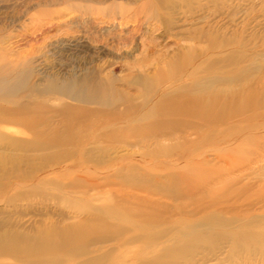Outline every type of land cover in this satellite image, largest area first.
Returning a JSON list of instances; mask_svg holds the SVG:
<instances>
[{
  "label": "rangeland",
  "instance_id": "rangeland-1",
  "mask_svg": "<svg viewBox=\"0 0 264 264\" xmlns=\"http://www.w3.org/2000/svg\"><path fill=\"white\" fill-rule=\"evenodd\" d=\"M0 108V264H264V0H0Z\"/></svg>",
  "mask_w": 264,
  "mask_h": 264
},
{
  "label": "bare ground",
  "instance_id": "bare-ground-1",
  "mask_svg": "<svg viewBox=\"0 0 264 264\" xmlns=\"http://www.w3.org/2000/svg\"><path fill=\"white\" fill-rule=\"evenodd\" d=\"M191 97H192V96H191ZM191 97L189 98V100L191 99ZM198 97H199V96H197V98H198ZM192 98H193V97H192ZM194 98H195V96H194ZM200 98H201V97H200ZM244 98H245V97H244ZM244 98H242V100H243ZM247 98H248V96H247ZM209 99H210V98H209ZM245 99H246V98H245ZM245 99H244V100H245ZM185 100H186V99H185ZM187 100H188V98H187ZM191 100H192V99H191ZM194 100L196 101V98H195ZM227 100H228V99H227ZM250 100H251V99H250ZM183 101H184V100H183ZM195 101H194V103L192 102V103L194 104V108L197 107ZM197 101H199V98L197 99ZM247 101H249V100H247ZM247 101H246V102H247ZM189 102H191V101H189ZM225 102H226V101H225ZM186 103H187V102H186ZM186 103H185V101H184V104H186ZM205 103H207V100H206ZM250 103H251V101H250ZM193 104H192V106H193ZM197 104H198V103H197ZM212 104H213V103H212ZM212 104H211V106H212ZM221 104H222V103H221ZM221 104H220V106H222ZM235 104H236V102H235ZM235 104H234V106H235ZM242 104H243V103H242ZM188 105L191 106L189 103H188ZM205 105H207V104H205ZM236 105H237V104H236ZM183 106H184V105H183ZM195 106H196V107H195ZM237 106H238V105H237ZM240 106H241V105H240ZM247 106H248V104H247ZM18 107H19V106H18ZM181 107H182V106H181ZM238 107H239V106H238ZM241 107H242V106H241ZM184 108H185V106H184ZM189 108H190V107H189ZM206 108H208V107H206ZM209 108H210V107H209ZM209 108H208V109H209ZM224 108H226V106H225ZM245 108H246V106H245ZM21 109H22V106H21L20 110H21ZM162 109H163V108H162ZM178 109H179V108H178ZM178 109H177V110H178ZM208 109H207V110H208ZM234 109H237V108H234ZM239 109L241 110V108H238V110H239ZM0 110H1V108H0ZM2 110H3V109H2ZM2 110H1V111H2ZM6 110H7V109H5V111H6ZM18 110H19V109H18ZM18 110H17V111H18ZM167 110H168V109H167ZM169 110H170V109H169ZM172 110H173V109H172ZM175 110H176V109H175ZM177 110H176V111H177ZM192 110H193V109H192ZM192 110H191V112H192ZM195 110H196V109H195ZM195 110H194V112H195ZM203 110H204V109H203ZM226 110H227V109H226ZM1 111H0V112H1ZM5 111L3 110L2 112L4 113ZM10 111H11V110H10ZM13 111H14V112H17V111L14 110V109H13L11 112H13ZM178 111H179V110H178ZM180 111H181V109H180ZM205 111H206V110H205ZM228 111H229V110H228ZM6 112H8V111H6ZM181 112H183V111H181ZM189 112H190V111H189ZM189 112H188V113H189ZM206 112H207V111H206ZM9 113H10V112H9ZM188 113H186V114H188ZM218 113H220V112H218ZM231 113H232V112H231ZM4 114H5V113H4ZM4 114H3V116H0V121H2V120L4 121L5 118H7V117H11L10 114H9V116H7L8 113H7V115H6V114L4 115ZM11 114H13V113H11ZM14 114H15V113H14ZM16 114H17V113H16ZM16 114H15V115H16ZM177 114H178V113H177ZM183 114H184V113H183ZM197 114H200V113L197 112ZM224 114H225V113H224ZM1 115H2V114H1ZM19 115H20V114H19ZM19 115L17 114V115L15 116L17 120H18V118H19ZM188 115H191V114L189 113ZM192 115H194L193 112H192ZM204 115H205V114H204ZM204 115H202V116H204ZM226 115H227V114H225V116H226ZM4 116H6L4 119L1 118V117H4ZM17 116H18V118H17ZM194 116H195V115H194ZM198 116H200V115H198ZM208 116H209V115H208ZM216 116H217V115H216ZM221 116H222V118L219 119V120H222V119H223V115H221ZM227 116H228V115H227ZM15 117H14V118H15ZM213 117H214V115H213ZM11 118H12V117H11ZM20 118H21V116H20ZM224 118H225V117H224ZM12 119H13V118H12ZM206 119H207V118H206ZM213 119H214V118H213ZM7 120L9 121L10 119L8 118V119H6V121H7ZM208 120H209V119H208ZM8 121H7V122H8ZM12 121L15 122V120H12ZM17 122H18V121H17ZM20 122H21V121L19 120L18 124H19ZM30 122H31V121H30ZM208 122L211 123L210 121H208ZM20 124H21V123H20ZM25 124H26V123H25ZM26 125H27V124H26ZM26 125H25V128H28L29 126L26 127ZM30 125H31V124H30ZM34 125H35V123H34ZM23 126H24V125H23ZM32 127H33V126H32ZM32 127H30V129H34V127H33V128H32ZM30 129H28V132H30V131H29ZM35 130H36V129H34L33 131H35ZM32 133H34V132H32ZM36 133H37V132H36ZM41 134H42V132H41ZM43 134H44V133H43ZM43 134L40 135V136H43ZM0 135H1V133H0ZM36 135H37V134H36ZM36 135H35V136H36ZM1 136H2V135H1ZM1 136H0V137H1ZM1 138H2V137H1ZM44 138H45V137H44ZM44 138H43V139H44ZM52 138L54 139V137H51V139H52ZM48 139H49V138H48ZM48 139H47V140H48ZM58 139H59V138H58ZM61 139H62V138H61ZM61 139H60V140H61ZM0 140H1V139H0ZM55 140H56V139H55ZM55 140H54V142H56V141H57V142H60V141H58V140H56V141H55ZM44 141H45V140H44ZM15 142L18 143L17 140H15ZM19 142H20V141H19ZM45 142H48V141H45ZM49 142L51 143V140H49ZM49 142H48V143H49ZM10 143H14V142H12V140H11ZM10 143H9V144H10ZM22 143H23V142H22ZM34 143H35V142H34ZM43 143H44V142H41V143H38V144L36 143V144L39 145V148H41V146H44V145L47 144V143H46V144L42 145ZM50 143H49V144H50ZM52 143H53V140H52ZM32 144H33V142H32ZM40 145H41V146H40ZM26 146H28L27 143H26ZM29 147H30V144H29ZM32 147H34V144H33ZM36 147H37V146H35V148H36ZM45 147H46V146H45ZM37 149H38V148H37ZM42 149H43V148H42ZM42 149H41V150H42ZM77 229H78V228H76L75 230H77ZM84 230H85V229H84ZM86 230H87V228H86ZM46 231H47V230H45V232H46ZM48 231H49V230H48ZM48 231H47V232H48ZM64 231H65V230H64ZM45 232H43V234H44ZM49 232H50V231H49ZM49 232H48V233H49ZM70 232H71V230H70ZM79 232H81V229H80ZM79 232L77 231V233H79ZM64 233H65V232H64ZM64 233H63V236H65ZM72 233H73V232H72ZM81 234H82V233H81ZM81 234H80V235H81ZM71 235L73 236V234H71ZM80 235H77L76 239H77L78 236H80ZM83 235H84V234H83ZM39 236H41V235L39 234ZM42 236H44L43 238L41 237L42 240H43V239H45L46 236H48V235H46V236H45V235H42ZM52 236H53V235H52ZM66 236H67V235H66ZM68 236H69V235H68ZM72 236H71V237H72ZM10 237H11V236H10ZM60 237H62V235H61ZM5 238H6V237H4L3 240H4ZM12 238H13V237H12ZM14 238H15V236H14ZM41 238H39V239H41ZM65 238H66V237H65ZM68 238H69V237H68ZM68 238H67V239H68ZM79 238H80V237H79ZM6 239H7V238H6ZM8 239H9V238H8ZM49 239H52V238H49ZM59 239H60V238H59ZM46 240H47V239H45L43 242H46ZM52 240H53V239H52ZM55 240H56V239H55ZM60 240H62V239H60ZM60 240H59V241H60ZM70 240H72V239L70 238ZM70 240H69V241H70ZM73 240H74V239H73ZM77 240H78V239H77ZM7 241H8V240H7ZM38 241H39V240H38ZM56 241H57V240H56ZM56 241H55V242H56ZM65 241H66V240H64L63 243H64ZM5 242H6V240H5ZM8 242H9V241H8ZM8 242H7V244H8ZM39 242H40V244H41L42 241H39ZM50 242H52V241L50 240ZM67 242H68V241H67ZM15 243H16V242H15ZM46 243H47V242H46ZM53 243H54V242H53ZM63 243H60V244H63ZM65 243H66V242H65ZM65 243H64V244H65ZM69 243H70V242H69ZM75 243H76V242H75ZM1 244H2V246H3V244H6V243H1ZM7 244H6V246H3V247L9 249L10 251H12V252H14V253H15L16 251H17V252L19 251V247H18L17 245H16V246H15V245H9L10 243H9L8 245H7ZM49 244H50V243H49ZM42 245H43V243H42ZM42 245L39 246V244H38V247L40 248ZM45 245H46V244H44V245H43L44 248H43V246H42V249H40V250H43V249H44L43 251H46V250H45ZM58 245H59V244H58ZM72 245H73V243H72ZM72 245H71V246H72ZM25 246H26V245H25ZM27 246H28V245H27ZM47 246H48V245H47ZM56 246H57V244H56ZM32 247H33V246H32ZM38 247H37V248H38ZM50 247H51V246H50ZM59 247H60V246H59ZM27 248H28V247H27ZM47 248H49V247H47ZM51 248H52V247H51ZM51 248H50L49 250H52ZM21 249H22V247H21ZM33 249H34V248H32V250H33ZM54 249H55V248L53 247V250H54ZM61 249H62V248H61ZM3 250H4V249H3ZM37 250H38V249H37ZM47 250H48V249H47ZM20 251H23V253H24V251H27V249H24V248H23V250H20ZM35 251H36V249H35ZM29 252H30V250L27 251L26 253H29ZM36 252L38 253V251H36ZM39 252H40V251H39ZM23 253H22V254H23ZM32 253H33V251H32ZM32 253H30V255H32ZM34 253H35V252H34ZM34 253H33V255H34ZM37 253H35V254H37ZM41 253H42V251H41ZM3 254H4V253H3ZM23 255H24V254H23ZM25 255H26V254H25Z\"/></svg>",
  "mask_w": 264,
  "mask_h": 264
}]
</instances>
